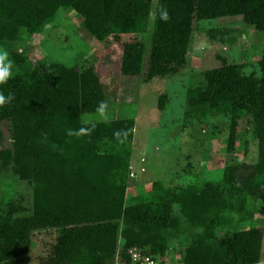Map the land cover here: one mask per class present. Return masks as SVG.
Returning a JSON list of instances; mask_svg holds the SVG:
<instances>
[{"label": "trees", "instance_id": "16d2710c", "mask_svg": "<svg viewBox=\"0 0 264 264\" xmlns=\"http://www.w3.org/2000/svg\"><path fill=\"white\" fill-rule=\"evenodd\" d=\"M165 9L167 20L161 18ZM59 10L79 15L99 42L146 36V43L121 44L120 56L121 76L146 82L185 68L198 24L239 19L254 27L263 35L258 73L223 59L186 90L184 117L226 120L228 152L238 133H251L256 162L225 167L219 182L176 188L155 181L128 198L134 119L83 123L82 114L105 106L94 68L31 59L23 48V32L37 36ZM223 28H211L210 36ZM0 44L17 67L0 83V92L13 96L0 104V123L12 127V147L0 150V179L14 175L32 190L30 214L11 196L0 211V264H28L39 235L47 241L38 264H114L128 261L134 250L161 259L180 226L174 205L200 230L180 252L181 264L260 263L261 228L220 237L215 231L238 225L243 212L252 216L249 199H264V0H0Z\"/></svg>", "mask_w": 264, "mask_h": 264}, {"label": "rangeland", "instance_id": "374dc122", "mask_svg": "<svg viewBox=\"0 0 264 264\" xmlns=\"http://www.w3.org/2000/svg\"><path fill=\"white\" fill-rule=\"evenodd\" d=\"M82 18L74 12L59 10L54 19L35 37L23 32V48L36 60H53L67 67L84 71L93 67L100 77L105 94V106L93 113L81 115L83 123L134 119V140L128 177V198L149 190L152 182L163 181L176 188L190 184L219 182L225 167L234 164H253L258 156L257 141L251 133H238L233 152L227 151L226 120L201 122L184 117L185 94L188 88L203 82V73L227 63L243 66L246 74L258 73L263 35L254 27L230 19L198 24L188 53V62L179 74L146 82L143 78H125L120 74V56L124 43L144 42L147 37L139 34L123 35L120 42L112 37L99 42L89 36L81 25ZM213 27H225L222 34L211 37ZM7 46L0 44V55ZM17 72L11 61L10 75ZM8 76V77H9ZM160 103L163 109H160ZM11 124L0 123V150L12 147ZM248 141V146L245 144ZM8 196L25 206L27 214L32 207L31 187L16 176L0 179V211ZM252 216H244L237 225L218 227L217 236L232 230L261 228L264 233V199L248 201ZM173 214L179 218L178 230L172 231L175 244L160 260L164 264H181L179 254L189 244L199 229L189 227L174 205ZM240 215L238 216V218ZM28 255V264H38L46 248L42 236ZM177 244V245H176ZM259 264H264V239Z\"/></svg>", "mask_w": 264, "mask_h": 264}, {"label": "clouds", "instance_id": "9594fccd", "mask_svg": "<svg viewBox=\"0 0 264 264\" xmlns=\"http://www.w3.org/2000/svg\"><path fill=\"white\" fill-rule=\"evenodd\" d=\"M161 18L164 20L168 19V12L166 9L162 10ZM5 57H6V54L0 55V83L5 82L6 79L8 78V76L10 75L11 61H8V63L5 64L4 63ZM12 99H13L12 94L5 96L2 92H0V104L10 102ZM102 107H103V105H102Z\"/></svg>", "mask_w": 264, "mask_h": 264}, {"label": "built area", "instance_id": "2783aa9c", "mask_svg": "<svg viewBox=\"0 0 264 264\" xmlns=\"http://www.w3.org/2000/svg\"><path fill=\"white\" fill-rule=\"evenodd\" d=\"M160 261V259H153L143 251L134 250L128 261H121L119 258H116L114 264H159Z\"/></svg>", "mask_w": 264, "mask_h": 264}, {"label": "crops", "instance_id": "0c3cea01", "mask_svg": "<svg viewBox=\"0 0 264 264\" xmlns=\"http://www.w3.org/2000/svg\"><path fill=\"white\" fill-rule=\"evenodd\" d=\"M173 241H175V239L174 240H172L171 242L169 241V243H168V245H169V247H170V245H172V244H175L176 242H173ZM177 245V244H176ZM164 258V257H163Z\"/></svg>", "mask_w": 264, "mask_h": 264}]
</instances>
